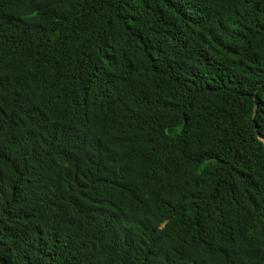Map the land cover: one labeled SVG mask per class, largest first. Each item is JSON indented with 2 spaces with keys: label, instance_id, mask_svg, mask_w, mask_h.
<instances>
[{
  "label": "trees",
  "instance_id": "1",
  "mask_svg": "<svg viewBox=\"0 0 264 264\" xmlns=\"http://www.w3.org/2000/svg\"><path fill=\"white\" fill-rule=\"evenodd\" d=\"M0 264H264V0H0Z\"/></svg>",
  "mask_w": 264,
  "mask_h": 264
}]
</instances>
